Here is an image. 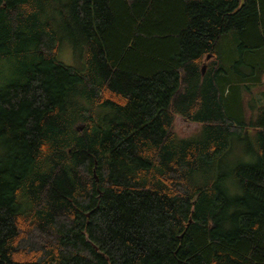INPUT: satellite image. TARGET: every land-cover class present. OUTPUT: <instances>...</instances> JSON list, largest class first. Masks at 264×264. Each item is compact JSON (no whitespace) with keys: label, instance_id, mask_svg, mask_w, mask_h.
Returning a JSON list of instances; mask_svg holds the SVG:
<instances>
[{"label":"trees","instance_id":"16d2710c","mask_svg":"<svg viewBox=\"0 0 264 264\" xmlns=\"http://www.w3.org/2000/svg\"><path fill=\"white\" fill-rule=\"evenodd\" d=\"M263 48L264 0H0V264H264Z\"/></svg>","mask_w":264,"mask_h":264},{"label":"rangeland","instance_id":"374dc122","mask_svg":"<svg viewBox=\"0 0 264 264\" xmlns=\"http://www.w3.org/2000/svg\"><path fill=\"white\" fill-rule=\"evenodd\" d=\"M245 53L237 50L235 52L236 61H240L245 57ZM252 56L253 61L255 62V66H253L256 76H260L262 78L261 83L258 81L254 84L249 85L247 88L250 92L245 96L251 98V103L254 105H263L264 104V48L257 54H250ZM59 58L61 61L76 66L78 68H82V58L79 53L78 48H74L72 46H67L60 52ZM208 60V59H207ZM206 60V61H207ZM205 61L206 69L207 63ZM238 68L244 71H250L252 69L251 66H246L244 63H237ZM14 67L13 63L9 61H2L0 63V75L8 76L12 74ZM205 69V71H206ZM253 70V69H252ZM200 128L199 123H193L187 121L181 115H177L175 118L174 129L177 134L181 137H188L195 134ZM254 155L251 153L250 146L246 142H242L238 145V148L235 147V150L232 149L230 155L226 158L222 165L225 167H230L237 162H245L252 161L254 159Z\"/></svg>","mask_w":264,"mask_h":264},{"label":"water","instance_id":"95a60500","mask_svg":"<svg viewBox=\"0 0 264 264\" xmlns=\"http://www.w3.org/2000/svg\"><path fill=\"white\" fill-rule=\"evenodd\" d=\"M210 57H211V56L209 55V56L207 57V59H209ZM205 69H206V65L204 64V65H203V68H202V71L205 72Z\"/></svg>","mask_w":264,"mask_h":264}]
</instances>
